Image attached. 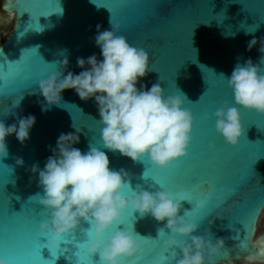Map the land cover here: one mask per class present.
Returning a JSON list of instances; mask_svg holds the SVG:
<instances>
[{
  "label": "water",
  "instance_id": "water-1",
  "mask_svg": "<svg viewBox=\"0 0 264 264\" xmlns=\"http://www.w3.org/2000/svg\"><path fill=\"white\" fill-rule=\"evenodd\" d=\"M59 6L63 9L62 14ZM0 9L13 17L12 28L0 48L3 54L0 60L6 58L0 71L23 70L25 73L23 79L9 83L6 94L0 91V120L8 126L16 123L17 116L31 114L36 117L30 138L21 144L14 134L8 136V156L0 158V242L11 245L8 249L11 258H21L27 247L33 261L40 259V251L44 260L52 259L50 250L43 247L50 234L42 233L40 229L41 222L50 223V215L37 201L28 199L36 193L43 194L38 185V172L34 174L31 169L38 165L43 170L61 133L78 135L79 143L72 146L83 153L90 145L106 152L112 170L124 169L130 174L128 179L133 190L170 192L148 178L164 177L168 173L152 165L147 157L141 162H133L118 152L103 148V125L99 122L94 98L83 101L74 89H68L61 94L60 106L42 111L41 105L46 102L39 92V80L58 72V62L65 57L69 61L65 75L69 71L78 75L84 70L78 67V58L87 59L95 54L102 61L101 50L95 44L97 25L100 31L111 30V19L119 27L118 35H124L130 44L149 53L150 70L137 88L144 85L150 89L159 82L166 97L183 94V107L196 117L188 155L170 171L221 178L227 182L235 162L240 160L241 171L253 175L225 205L213 210L202 221L198 222V217L204 210L197 209L184 215L193 207L188 201H180L179 215L184 221L198 224L199 231L195 235L212 239L213 243L216 239L224 240L225 247L217 258L218 264L243 262L248 252L242 251L241 245H247L253 252L264 246V234L254 239L258 220L264 212V193H260V187L264 188V116L236 105L232 89L221 76L230 77L236 64H243L249 58L254 64L258 62L261 56L259 41L264 38V0H2ZM255 29L254 33L246 34V30ZM254 37L258 43L248 51L247 44ZM225 102L239 109L244 127V135L235 147L228 144L215 128L214 113ZM18 103L19 107H14ZM74 124L80 132H76ZM17 158L23 159V166L17 165ZM125 194L131 195L132 191ZM174 199L180 200V197L174 195ZM241 201L249 206L233 216L242 207ZM33 209L41 214L34 215ZM123 221L125 224L133 221L136 233L155 239L138 237L144 250L135 257L139 264L159 260L160 257L150 255L149 250L163 251L164 241L172 235L166 227L167 220L157 222L150 215L140 217L139 213L129 210ZM81 225L90 227L83 221ZM118 228L119 225L114 226L106 238ZM161 228L163 232L158 236ZM120 230H125V226L120 225ZM77 231V239L82 241L84 237ZM75 233L67 234L58 242L61 245L58 252L65 247L68 250L55 259V264H78L77 250L71 245H63ZM4 255V249L0 248V256ZM237 256L241 258L237 259ZM79 260L80 264H86L88 260L98 264L99 257L90 258L79 252Z\"/></svg>",
  "mask_w": 264,
  "mask_h": 264
},
{
  "label": "clouds",
  "instance_id": "clouds-1",
  "mask_svg": "<svg viewBox=\"0 0 264 264\" xmlns=\"http://www.w3.org/2000/svg\"><path fill=\"white\" fill-rule=\"evenodd\" d=\"M59 13H63L60 6ZM110 24L111 30L104 31H100L97 25L95 44L101 50L102 61L95 54L87 59L78 58L77 65L84 70L78 75L70 71L65 75L69 64L65 57L58 62V72L39 80V92L46 102L41 105L42 111L60 106L61 94L68 89H74L83 101L94 98L99 122L103 125V148L118 152L133 162H141L147 157L152 165L167 170L188 155L195 118L189 109L183 107V94L166 97L159 82L150 89L144 85H141L144 90L137 88L150 70L149 53L130 44L124 35H118L119 27L112 19ZM256 29L246 30V34L254 33ZM257 43L254 37L248 42L247 50L251 51ZM259 43L261 56L257 63L249 58L243 64L237 63L230 77L221 76L232 89L236 105L264 116V38ZM14 107L18 108L19 103ZM214 115L217 133L228 144L237 146L244 135L239 109L225 102ZM35 123L36 117L31 114L17 116L16 123L8 126L0 120V158L8 156L6 138L14 134L23 144L30 138ZM80 130L76 128L77 133ZM77 143L78 135L61 133L43 170L38 165L31 169L34 174L38 172V185L43 194L36 193L28 201H37L50 215V223H40L41 232L50 234L45 244L50 252H58V242L80 229L83 221L90 225L89 238L79 246L80 252L90 258L98 256V264H124L126 259H133L142 252L138 237L152 239L134 230H116L106 238V234L131 210L140 217L150 215L157 222L167 220L166 227L172 235L164 241V247L178 249L173 251L170 264H218L217 258L225 247L224 240L216 239L213 243L212 239L195 235L199 231L198 224L183 220L179 215L181 200L174 199L173 193L143 188L133 190L128 179L130 174L124 169L112 170L106 152L90 145L83 153L72 146ZM16 163L23 166L24 161L17 158ZM129 190L132 194L126 195ZM162 232L163 228L159 229L158 236ZM176 236L190 239L178 240ZM262 248L257 247L256 253L245 256L242 264L264 262ZM0 264L6 262L0 259Z\"/></svg>",
  "mask_w": 264,
  "mask_h": 264
},
{
  "label": "snow or ice",
  "instance_id": "snow-or-ice-1",
  "mask_svg": "<svg viewBox=\"0 0 264 264\" xmlns=\"http://www.w3.org/2000/svg\"><path fill=\"white\" fill-rule=\"evenodd\" d=\"M2 52H0V56H2ZM6 58L4 60H0V66L5 65ZM25 73L23 70L17 72H7L0 71V91H4L6 94V90L9 87V83L12 81H18L23 79ZM194 116V115H193ZM196 119V117L194 116ZM194 119V123H195ZM193 123V125H194ZM193 132V129H192ZM185 158V157H184ZM180 159L174 162V164L167 170H164L165 173H168L164 177H148L155 181V185H158L159 188L167 187L173 195H178L181 201H188L193 205L191 211H186L184 215L193 212L197 209L204 210L203 214L198 217V222L202 221L207 215L213 212V210H219L223 205L227 203V200L234 196L235 193L242 189L244 184H248V181L253 175L244 174L241 171V161L238 160L235 162L234 170L231 174V179L227 182L223 181L221 178H205L199 175L187 176L178 172H171L170 170L176 167L179 163ZM147 178V179H148ZM145 179V174H144ZM154 185V186H155ZM260 193H264V188L260 187ZM242 207L233 214V216L242 213L247 209L249 203H245L244 201L240 202ZM259 212V211H258ZM34 215H40L41 212H37L36 209H33ZM11 215V214H9ZM117 230H120V225L125 226L126 231H133V221L130 224H125L122 221ZM255 225V223H254ZM80 236L84 237L82 241H85L89 238L88 228H84L82 225L80 229L77 231ZM82 241L77 239L76 233L69 239L63 242V245L68 246L71 245L77 251L75 252V256L77 257L78 264H80L79 260V252L80 245ZM251 243V239H250ZM11 245L7 242H0V248L4 249L5 255L0 256V259H3L6 264H55V259L57 256L63 254L64 251H67L68 248H62V252H51L52 259L44 260L41 256L40 251V259L38 261H33L30 258V249L25 247L23 249V255L21 258L13 259L8 255V249ZM43 247H46L45 245ZM42 247V248H43ZM61 247V245H60ZM41 250V249H40ZM241 250L249 253H256L255 251H249L247 245H241ZM144 250L142 249V252ZM175 249H169L164 247L163 251H160L156 248L149 250V254L153 256H159V260H152L147 262V264H170L171 256ZM261 254L264 255V248L261 249ZM241 258L237 256V259ZM86 264H96L95 261L88 260ZM124 264H139L138 260L126 259Z\"/></svg>",
  "mask_w": 264,
  "mask_h": 264
},
{
  "label": "rangeland",
  "instance_id": "rangeland-1",
  "mask_svg": "<svg viewBox=\"0 0 264 264\" xmlns=\"http://www.w3.org/2000/svg\"><path fill=\"white\" fill-rule=\"evenodd\" d=\"M6 16H0V43L3 41L4 38L7 37L8 33L10 32L13 24V17L11 16L9 19L8 24L6 23ZM264 234V212L260 215V218L258 220L257 226H256V234L254 236V239L258 236ZM237 264H242L237 263ZM260 264V263H257Z\"/></svg>",
  "mask_w": 264,
  "mask_h": 264
},
{
  "label": "flooded vegetation",
  "instance_id": "flooded-vegetation-1",
  "mask_svg": "<svg viewBox=\"0 0 264 264\" xmlns=\"http://www.w3.org/2000/svg\"><path fill=\"white\" fill-rule=\"evenodd\" d=\"M1 2H2V0H0V4H1ZM0 14H1V15H4V16L7 17V18H6V23L8 24V22H9V19H8V18H10L11 16H7L6 14H4V13L1 11V9H0ZM4 39H5V38H4ZM4 39H3V40H4ZM2 42H3V41H2ZM2 42H1V43H2Z\"/></svg>",
  "mask_w": 264,
  "mask_h": 264
},
{
  "label": "bare ground",
  "instance_id": "bare-ground-1",
  "mask_svg": "<svg viewBox=\"0 0 264 264\" xmlns=\"http://www.w3.org/2000/svg\"><path fill=\"white\" fill-rule=\"evenodd\" d=\"M262 247H264V246H262Z\"/></svg>",
  "mask_w": 264,
  "mask_h": 264
}]
</instances>
